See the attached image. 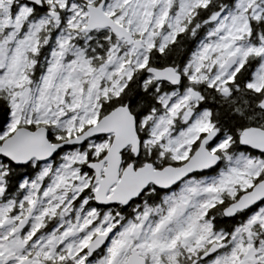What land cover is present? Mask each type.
<instances>
[{
    "label": "rangeland",
    "instance_id": "rangeland-1",
    "mask_svg": "<svg viewBox=\"0 0 264 264\" xmlns=\"http://www.w3.org/2000/svg\"><path fill=\"white\" fill-rule=\"evenodd\" d=\"M202 1L179 2L189 11L194 4ZM56 2V7L64 8L60 0ZM111 3L106 6V11L113 13L114 9L119 8L121 10L119 22L125 28L144 35V49L140 52H135L134 49L122 51L121 44L117 43L108 48V57L100 66L91 68L88 65L90 61L84 60L86 50L79 52L76 49L78 54L73 59L72 50L68 49L69 44L61 42L56 48V59L51 58L48 62L45 75L39 77V82L31 80V85L22 75V68L16 71L18 66L23 67L17 55L6 68V72L0 73V91H8L5 87L10 85L19 86L17 92L10 93L13 113L0 139L22 121L35 125L38 123L54 125L64 131L66 136L72 133L80 134L97 122L99 102L105 94L103 89L105 85L109 84V88L118 87L122 76L128 72V67L123 61L127 54L132 57L135 69H142L148 47L156 36H159L155 33L159 32L158 28L165 23L170 28L169 33L165 32L168 34H161L164 42L170 39V33L178 27L176 19L166 17L171 0H112ZM262 3L264 0H237L232 10L216 13L209 19V30L201 39L198 51L193 57L191 73L187 69L184 70L187 83L204 80L209 86L219 88L232 77L247 54L260 55L262 37L259 36V44L254 45L245 43V34L249 31L250 19L260 15ZM157 7L160 8L155 11ZM68 9L73 16L70 20L82 19L83 11L79 6H68L66 10ZM21 13L26 15L24 11ZM144 16L146 19H143ZM177 18L181 22L182 17L178 15ZM19 47H26V41H22ZM232 54L238 57V63L233 70L225 73V60ZM261 58L264 68V56ZM2 66L4 65L0 57V68ZM73 67L81 71L78 78H72L70 75ZM251 85L256 91L262 88L261 71ZM198 98V93L188 84L182 90H175L162 96L163 110L157 115L150 116L152 124L148 129L151 135L143 141L142 146L148 148L158 143L164 151L173 156L174 160L179 162L187 160L194 151L192 144L197 141L200 133L209 130L211 124L206 111L194 113L192 110L191 107L195 106ZM146 121L147 119H143L140 122L141 129L145 128ZM228 141L227 137L219 139L212 151L223 149ZM106 147V140L103 138L88 145L92 157H96L98 152ZM84 159L82 152L61 155L56 168V183L53 185L63 188L72 182L71 190L76 192L75 197L80 195L81 190L89 188L87 176L77 171ZM225 162L224 168L219 169L217 174L187 182L176 192L166 195L165 214L159 220L152 221L146 214H142L121 224L116 222L109 212L99 215L96 210H88L81 212L73 229L67 228L58 237L54 235L43 238L33 235L23 238L0 237V264L12 252L17 254V260L10 264H39L43 262V258L46 260L51 258L56 247L65 264H113L116 257L120 258L116 264H125L123 261L128 254L127 248L132 242L142 250L143 256L148 257L149 264H165V257L174 264L182 260L178 256L180 252L188 253L190 259L197 255L198 246L207 241L209 227L207 223H200V219L208 207L220 203L223 196L234 198L238 190L253 186L254 180L264 174V154L260 156L241 154L237 158H225ZM85 204L86 201H83L81 206ZM2 215L3 213L0 219L1 227L5 224ZM167 218L172 221L171 226L162 227L163 220ZM97 220H99L97 224L93 225ZM263 227L264 209L259 208L233 232L229 252L215 258L211 264H264ZM70 230H74L73 235L69 234ZM111 230L113 231L109 244L101 257L86 263L80 253L93 234L101 231L107 234ZM203 236L205 238L202 240ZM176 255L178 257L175 260Z\"/></svg>",
    "mask_w": 264,
    "mask_h": 264
},
{
    "label": "flooded vegetation",
    "instance_id": "flooded-vegetation-1",
    "mask_svg": "<svg viewBox=\"0 0 264 264\" xmlns=\"http://www.w3.org/2000/svg\"><path fill=\"white\" fill-rule=\"evenodd\" d=\"M60 1L63 4L64 8L63 7L58 8L59 6L56 7L57 4L56 0H40L41 2L40 5L32 3L31 0H0V57L2 59V64L4 65L2 66V68H0V73H4V71L6 72V68L9 65H11L12 61L17 57V55H19L23 67L18 66L16 71L18 72L22 68V75L27 81L30 82L31 85L32 75L36 71L35 69L36 63H33L34 56H37L38 60L41 59L40 60L41 62L45 61L46 63L45 65L47 67L48 62L51 58L56 59V45H58V43L71 42L75 44L76 42L77 43L82 42L84 44H87L92 40L91 36L99 32L110 33L117 40L119 44L126 46L127 49H133L132 46L127 45L123 40H118L112 34L110 29L104 28V29H96L94 31L84 30V28L87 25V19H88L87 7L88 6L97 7L102 1H104L103 12L108 17H110L115 23H117L122 27H125L123 26L122 23L119 22V18H120L119 14L121 12L119 8L114 9L113 13L111 11L109 13L106 11V6L112 4L111 3L112 0H60ZM179 1L180 0H171L170 3V4L173 3V5L176 7L175 16H172L168 12L170 4L167 7L166 17L167 16L172 17L176 19L177 22L179 23L178 27L174 31H177L181 24L179 18H177L178 15H180V17H182L183 19L184 15L196 9L197 7H199V5L205 4V0H203L202 2H198L194 4V6L191 7L189 11H187L185 8H183L182 5H180ZM75 5L79 6L80 10L83 11L82 12L83 17L81 20H70V18L73 17L71 15L72 12L69 9L66 10V8L68 6L70 7ZM159 8L160 7H157L155 11H158ZM21 11L26 12V15H23ZM155 11H153V14H155ZM50 13H53L55 15L57 13L59 15V20L57 24H56V16H51ZM143 19H146V17L144 16ZM149 22H150V18L148 20V23ZM126 29L130 31L133 39L135 40L139 39L142 41V46L144 49V45H145L144 37H143L144 35H141V33H138L137 31L135 32L129 30L128 28ZM172 32L170 33V35H172ZM201 39L202 38H197L192 42L193 45V50L191 52L192 60L198 51L199 44L201 43ZM22 41H26V47L18 48V45ZM167 41L168 40L164 42L162 41V43H166ZM148 59L149 57L147 50V55L145 57V63L143 67L145 71L146 69L151 68L149 65H147ZM46 69L47 68L44 69L45 70L44 73L39 75V77L45 75ZM136 70H140V69H136ZM5 88H7L8 91L6 90L0 91V97L3 96V98H5L6 100L5 101L6 112L0 128V135L2 134L3 131H5L13 113V106L10 99V93L17 92L19 86L10 85ZM175 90L177 91L182 90V87L178 86L175 89L170 90L169 92ZM48 126H49L48 124L46 125L44 123H38L37 125H35L33 123L26 121L18 122L13 127L11 132L6 134L4 138L0 139V145L6 138L11 136L19 128H26L29 131H34L39 127H45L48 130L47 137L51 144L61 143L66 139L79 135V134H74L72 136H67L66 138H63L59 141L52 140L50 139V135L52 136L54 135L55 136L54 139H56V132L52 131V129H49ZM214 128L217 127L211 123L210 128L207 132H202L199 134L197 141L192 144V148H194L195 150L200 140ZM102 138L106 140L107 147L105 149H102L100 152H98L97 156L92 159L88 145L92 142L101 140ZM112 138L113 135L110 134V135H105L98 138L90 139L80 146L64 147L63 149L59 150L50 160L44 163H38L35 160H31L26 164L16 165L6 159L1 158L0 156V219H1V213H3L2 220L5 222V224L1 227V220H0V237L4 236L9 238H15V237L23 238L32 235L38 238H43L47 235H54L58 237V235H61L67 228H72L73 226H75V221L80 216L81 212L83 213L88 210H96L97 214L99 215L102 213L105 214L109 212L111 216L114 217V220L116 222H120L121 224H123L127 220L133 219L136 215L140 216L142 214H146L150 220L156 221L161 219V217H164L165 214L164 208H166L164 204V197L166 195L176 192L179 187H181L183 184L187 182L208 178L215 175L218 172V169L215 168L213 170L201 174H194L188 177L187 179L183 180L181 183H179L172 189L166 191L160 190L153 185H149L139 195L138 198L129 202L125 206L121 204L98 205L94 201V191L98 186V181H95L96 174L87 165L90 162H97L103 158L104 154L106 153L112 141ZM217 141H218V137L213 144L208 146V149L212 153H216L212 151V148L215 146ZM142 143L143 142L141 141V150L138 157L136 158L132 156L129 148L125 149L121 153L122 163L120 167V173L129 164H133L134 168L137 169L142 167L146 163H150L142 158V154H141ZM159 148L162 150V153H165L167 155L168 152L164 151L160 146ZM246 150L252 153V155L254 154L253 156L262 155L259 153H255L249 149ZM72 152H82L84 154L85 159L78 166L77 171L87 176L88 184H89V188H85L81 190L80 195H78L77 197L74 196L76 192L71 190L72 182H70L69 185L67 186L65 185L63 188L61 186L53 185V183H56V168L58 167L57 164L60 162V156L65 153H72ZM165 154L161 155L163 156L162 157L163 159H166V156H164ZM127 155H130L131 158H126ZM168 155L169 158L174 162H176L177 165H172L162 162L160 163L159 166H154L151 163L154 169H162L168 165L178 167L186 161L184 160L179 162L177 160H174L173 156H171L170 153H168ZM105 166L106 165H104V167ZM46 171L48 172L45 173ZM99 177L100 178L103 177L102 170L99 173ZM263 178H264V174L261 179ZM112 189L113 187L109 189V191L107 192V196L111 194ZM83 201H86V204L84 206H81ZM34 204H36L35 211L32 217L25 225L24 229L21 232L15 234L14 236H11V233L14 230V228L29 213V211L32 209ZM157 208L159 210H157ZM259 208L264 209V201L254 206L252 209H249L248 211L238 214L239 218H237L236 215L233 218L226 219L228 221L224 224L223 227H220L218 225L219 223H216L214 217L209 213V209H211V206L208 207L207 211L203 214L202 218L200 219V223H207L209 227V232L207 233V241L203 242L201 246H198L197 255L193 256L194 257L193 259H191L190 257L191 259L190 260L189 256L187 255L188 253L186 252L185 253L180 252L178 256L179 257L182 255L187 256V257L184 256L186 258L185 261H187L185 262V264H211L215 258L220 257L221 255L229 252L232 242L231 237L233 232L236 230L237 227L243 225L245 221L249 217H251L254 213H256V211ZM221 215L223 214L221 213ZM222 217L224 218V216ZM164 220H168L169 221L168 225L171 226L172 221L170 219L167 218ZM98 221L99 220L95 221L93 225H96ZM168 225L167 227H169ZM253 226L251 227V229L253 228ZM112 231L113 230L107 233L109 234V236L106 240L105 245L102 248L95 251L91 255V257H88V252H87L88 245L96 236L104 235L102 231L93 234L88 244L82 249L80 253V256L85 258L84 260L86 263L101 257L105 248L109 244ZM69 234L73 235L74 230H70ZM204 238L205 236H203L202 240ZM262 242L264 243V227H263ZM213 244H216L218 247H220L217 253L211 257L206 258L205 260H200V257ZM130 245H132V248H130ZM131 249H135L136 251L140 252V256L145 260L146 264H149L148 257L143 256L142 250L134 242L129 244L127 248L128 254L125 257L123 263L126 264ZM11 254L15 255L14 262H16L17 254L15 252H12ZM53 256L51 258H48L47 260L46 258L42 257L44 260L42 259L43 262L39 264H65L64 262H62L63 256L57 253V247L56 250L53 251ZM178 256L176 255L175 260ZM119 259H120L119 257H116L113 261V264H116ZM164 260H165L164 261L165 264H171L170 261H167L166 257L164 258ZM178 263L179 262L177 261L174 264H178Z\"/></svg>",
    "mask_w": 264,
    "mask_h": 264
},
{
    "label": "trees",
    "instance_id": "trees-1",
    "mask_svg": "<svg viewBox=\"0 0 264 264\" xmlns=\"http://www.w3.org/2000/svg\"><path fill=\"white\" fill-rule=\"evenodd\" d=\"M236 1L205 0L204 5H199V7L183 16L179 29L172 32L171 38L166 43H162L161 34L169 32L170 28L167 24H164L158 28L159 32H155L159 36H156L152 44L148 47L149 59L147 65L155 69L172 67L181 75L183 74L180 85L182 89L188 84L199 95L195 106L191 107L194 113L206 111L211 123L219 130L218 140L223 137L229 138L227 145L223 149L216 151V154L221 158V162L217 167L218 171L224 168L226 164L225 158H237L241 154L254 155L238 144V136L242 130L250 127H257L264 130V111L260 110L257 106L264 87V68H262L261 63L262 56L256 53L247 54L232 77L219 88L214 85L209 86L204 80L187 83L184 70L185 67L186 69L189 68L188 70L191 73L192 42L197 38L205 37L209 30V19L216 13L232 10L235 7ZM261 8L260 15L249 21V31L245 34V43L249 42L258 45L259 36L264 37V3L261 4ZM168 12L172 16H175L176 7L173 3L170 4ZM95 34L91 36L92 40L87 44L82 42H76L75 44L68 42V49H71L73 53L71 58L74 59L76 57V49L79 52L86 50L84 60L87 62L90 61L88 65L91 68L100 66L108 57V48L118 43L110 33L99 32ZM120 47L122 51H127L126 46L120 45ZM40 60H38L37 56L33 57V63H36V71L32 75L34 82L40 81L39 75L44 73V69L46 68L45 61L41 62ZM123 61L126 67H128V72L124 73L118 87L114 86L113 88H109V84L108 86L106 84V87L104 86L105 94L100 98L98 117H102L119 105H127L136 118L138 135L143 142L145 139L150 138L151 135L148 129L152 124V120H149L150 116L157 115L163 110L162 96L168 94L170 90L176 87H171L167 83L155 82L151 76L146 74L144 68L136 70L135 64L132 62V57L129 54H127ZM260 71L263 85L259 91H256L255 87L251 84L255 81ZM5 101V98L1 96L0 128L6 112ZM143 119H147V121L145 122V128L141 129L139 125ZM48 128L56 132V139H54V135H50V139L52 140L59 141L67 137L64 131L57 129L54 125H49ZM74 134L72 133L69 136ZM141 154L144 160L152 163L154 166H159L162 162L177 165L176 162L169 158L168 153L167 155L162 153L158 143H154L151 147L148 146V148L142 146ZM163 154H165L166 159L162 158L163 156L161 155ZM91 158L93 159L95 157L91 156ZM126 158H131V156L127 155ZM262 176L254 180V183L260 180ZM251 187L238 190L234 198L223 196L220 203H217L216 206L209 209V213L214 217L215 222L219 223L218 225L220 227H223L228 221L226 219H230L222 217L223 215L221 213L223 208ZM238 214L237 218H239ZM180 257L182 260L180 259L178 264H185L187 262L185 261L186 258L184 256ZM193 258L191 257V259Z\"/></svg>",
    "mask_w": 264,
    "mask_h": 264
},
{
    "label": "water",
    "instance_id": "water-1",
    "mask_svg": "<svg viewBox=\"0 0 264 264\" xmlns=\"http://www.w3.org/2000/svg\"><path fill=\"white\" fill-rule=\"evenodd\" d=\"M31 2L37 5L41 4L40 0H31ZM103 5L104 1L97 7H87L88 19L84 30L110 29L118 40H123L127 45L132 46L135 52L142 51V41L133 39L130 31L108 17L103 12ZM50 15L56 16L57 24L59 15L57 13L56 15L50 13ZM260 46V56H264V37L260 40ZM237 63L238 57L236 55L228 56L224 64L225 73L233 70ZM79 74H81V71L76 67H73L70 71L72 78L78 77ZM146 74L151 76L155 82L167 83L171 87H178L182 82V75L172 67L148 68ZM257 106L264 111V87ZM218 133V128L208 132L200 140L188 159L178 167L168 165L162 169H154L151 163H146L135 169L133 164H129L120 173L121 153L129 148L132 156L134 158L138 157L141 150V139L138 135L135 116L127 105H119L100 117L95 124L88 126L79 135L66 139L61 143L51 144L47 137L48 130L45 127H39L34 131L19 128L1 143L0 156L16 165H23L31 160L44 163L64 147L80 146L90 139L111 134L113 138L103 158L97 162H90L87 166L94 171L96 174L95 181H98V186L94 191L95 203L98 205L121 204L125 206L138 198L149 185L166 191L194 174H201L217 168L221 158L218 154L212 153L208 146L216 141ZM238 144L242 148L264 154V130L257 127L242 130L238 136ZM104 165L106 166L104 167ZM101 170L103 172L102 178L99 177ZM112 187L111 194L107 196V192ZM262 201H264V178L224 207L222 214L225 218H232L238 213L252 209ZM35 207L36 204L14 228L11 236L24 229L32 217ZM168 223V220H164L162 226L165 227ZM108 236L109 234L98 235L91 241L87 247L88 257H91L95 251L105 245ZM130 248H132V245H130ZM219 249L220 247L216 244L211 245L200 257V260L215 255ZM14 260L15 255L10 254L4 258L2 264H10ZM126 264H146V262L140 256V252L131 249Z\"/></svg>",
    "mask_w": 264,
    "mask_h": 264
}]
</instances>
